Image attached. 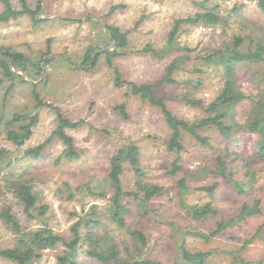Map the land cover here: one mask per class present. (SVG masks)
<instances>
[{"label": "rangeland", "instance_id": "374dc122", "mask_svg": "<svg viewBox=\"0 0 264 264\" xmlns=\"http://www.w3.org/2000/svg\"><path fill=\"white\" fill-rule=\"evenodd\" d=\"M14 8L20 9V0H10ZM34 7L38 0H26ZM39 17L48 19L34 25L26 14L0 22V46L11 47L31 57L38 56L49 46V55H62L65 59L54 60L48 65L42 77L36 81V90L41 99L59 108L60 112L72 121L83 120L75 129H65L74 139L75 148L80 152L77 159L63 156L65 146L52 132L56 128L55 112L49 107L38 108V121L32 128V134L21 148H16L5 139L0 131V148L12 150L13 156L21 157L23 150L48 140L43 154L37 159L16 161L12 175L7 169L0 173V210L6 205L21 225L28 231L41 226L39 219H29L11 191L5 189L6 178H25L40 195L39 205H45V222L53 231L67 235L70 225L78 216L86 215L90 205L103 207L107 199L85 194L87 185H94L107 175L109 158L125 139L133 141L140 149V162L144 179L162 185L169 192L149 201L150 212L144 218L143 231L148 246L143 253L162 264H183L178 252L183 245L191 250L208 251L209 264H236L235 256L248 261H264V156H256V137L241 134L234 145L233 162L236 179L243 178V168L236 166L240 160L248 161L256 175V183L262 189H255L248 195H239L222 181L214 198L196 190L199 185L209 184L218 179L211 173L214 169V156L211 151L194 147L189 137H184L185 150L181 152L183 171L171 175L167 172L173 153L167 150L169 130L161 112L131 95L126 86H116L113 74L104 60L88 69L81 63L89 45L103 46V23L113 24L121 30H129V47L125 54L114 60L122 78L136 83L153 82L160 78L171 61L170 56L154 58L149 54L137 52L146 43L160 48L176 18L193 15L200 10L194 1L198 0H40ZM217 3L225 23L212 26H181L177 35L180 46L190 48L189 60L174 75V84H164L158 89L165 95L168 107L178 117L192 120L200 116L198 109L185 105L179 97L195 96L213 98L220 86L219 71L213 66L203 65L198 59L224 44L231 43L234 37L241 36L244 43L241 49H254L246 37L250 28L242 26L240 17L250 19L262 25L264 15L256 2L249 0H208ZM112 5H120L108 14ZM242 6L240 14L233 11ZM3 7L0 3V11ZM91 15V20L89 19ZM88 17V18H87ZM259 38L264 43V32ZM249 45V46H248ZM176 53V52H174ZM264 56V52H263ZM194 67L200 70H194ZM198 76L200 84L194 86L186 80ZM264 78V61L252 62L241 66L237 73V84L247 95L255 93L256 82ZM0 91V106H1ZM10 110L22 109L34 112V100L29 85H17L8 96ZM123 105L128 117L124 118L115 108ZM238 115L244 120L249 107L246 103L237 108ZM239 117V116H238ZM210 132V131H209ZM206 134V133H205ZM212 139L216 134H209ZM243 163V161L241 162ZM201 167L208 169L198 174ZM188 176L190 190L183 195L188 204L211 202L221 210L213 217L203 221L190 219L179 205L176 181L184 173ZM136 176L126 169L121 176L125 190H137ZM67 184L76 193L67 199L61 189ZM254 196L260 199L261 212L237 219L243 203L251 204ZM232 219L233 223L218 235L204 239L194 231L208 233L215 227L217 220ZM15 244L14 233L0 219V249ZM64 247L56 245L41 251L39 258L32 264H56L57 256ZM79 261L97 264L83 256ZM0 264H16L0 256Z\"/></svg>", "mask_w": 264, "mask_h": 264}, {"label": "trees", "instance_id": "16d2710c", "mask_svg": "<svg viewBox=\"0 0 264 264\" xmlns=\"http://www.w3.org/2000/svg\"><path fill=\"white\" fill-rule=\"evenodd\" d=\"M254 1L264 15V0ZM200 10L183 18H176L168 31L165 43L157 48L151 43H146L137 52L149 54L154 58L170 56L171 61L166 66L163 75L153 82L136 83L127 81L115 65L114 60L125 54L129 47V30H121L119 27L103 23V38L107 44L103 46L89 45L84 53L81 63L86 68H93L100 60H104L113 74V82L116 86L124 85L129 93L139 100L156 107L162 114L169 136L166 148L173 153V158L167 172L171 175L183 171L181 164V152L185 150L184 137L190 138V143L201 150L211 151L214 156V169L211 173L217 175L220 180H214L209 184L199 185L196 190L206 193L214 198L220 183L224 181L226 186L232 188L239 195H248L255 189H262L255 181L256 175L248 161L240 160L236 166L243 168V178L236 179L233 170L235 162L231 145L241 134H251L256 137V156H264V78L256 82L255 93L245 94L237 84V73L241 66L252 62L264 61V43L259 38L263 35V28L257 22L240 17L237 20L242 26L250 28L246 37L249 42H254V49L247 47L241 49L244 38L234 37L231 43L214 48L211 53L200 56L203 65L213 66L220 74L222 85L217 94L211 99L195 96L179 97L185 105L200 111V116L187 120L176 116L168 107L165 95H161L158 89L164 84H174L175 74L181 70L182 65L189 60L190 48L180 46L177 43V35L181 26H212L225 23L223 15L219 11L217 3L208 0L194 1ZM3 7L0 11V22H8L24 14L28 15L34 25L46 22L48 19L39 17L41 1L38 0L34 7H30L26 0H20L21 8L16 9L10 0H0ZM120 5H112L108 14ZM242 6H235L233 11L240 14ZM88 18V17H87ZM91 15L89 19L91 20ZM249 46V45H248ZM176 52V53H174ZM51 53L49 46L46 51L36 57H31L11 47L0 46V131H3L5 139L16 148H21L32 134V128L38 121V108L49 107L56 114L57 125L52 132L65 146L63 156L67 159H77L80 152L75 148L73 137L65 129H75L83 124V120L72 121L65 117L58 107L41 99L36 90L37 83L48 65L54 60L65 59L62 55ZM200 70L199 68L193 71ZM188 83L198 86V76L188 78ZM17 85H29L34 100V112L22 109L10 110L8 96ZM246 103L249 111L244 120L237 113V107ZM124 117H128L124 106L115 107ZM239 116V117H238ZM210 131V132H209ZM216 134L215 138L210 133ZM206 133V134H205ZM50 139L45 140L33 147L23 150L21 157L13 156V151L0 148V173L7 169L12 175L15 163L20 159H37L43 154V148ZM16 160V161H15ZM243 161V163H241ZM128 169L136 176L137 190H125L122 185L121 176ZM201 167L198 174L207 171ZM145 172L141 167L140 149L133 141L125 139L123 143L109 158L108 171L105 178L97 181L94 185H87L85 191L77 188L80 195H95L98 198L107 199L103 207L96 204L90 205L86 215L78 216L77 220L69 227L67 235L53 231L44 219L45 205H39L40 195L33 189L25 178H6L5 189L11 191L22 210L29 219L37 218L41 226L28 231L22 230L21 225L15 219L9 206L0 210V219L8 226L15 235V244L12 247L0 249V256L16 264H32L39 258L41 251L56 245L64 247V252L57 256L56 264H87L79 261L83 256L97 264H162L143 253L148 246L145 232L143 231L144 218L150 212L149 201L161 197L169 192V189L157 183L144 179ZM192 173H184L176 181L179 195V205L185 214L192 220L203 221L213 217L219 212L211 200L202 204H188L183 195L190 190L187 177L194 176ZM61 192H66L65 197L71 199L76 193L64 184ZM261 212L260 199L254 196L251 204L243 203L237 219L247 215L259 214ZM233 223L232 219L217 220L215 227L208 233L194 231L198 236L209 239L218 235L227 226ZM178 252L183 264H209L210 253L208 251L191 250L186 246H179ZM236 264H264V261H248L242 257L235 256ZM176 264V263H173Z\"/></svg>", "mask_w": 264, "mask_h": 264}]
</instances>
